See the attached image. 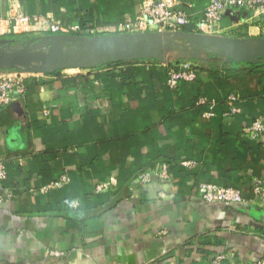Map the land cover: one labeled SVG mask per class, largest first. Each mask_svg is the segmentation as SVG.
Returning <instances> with one entry per match:
<instances>
[{
	"label": "crops",
	"instance_id": "0c3cea01",
	"mask_svg": "<svg viewBox=\"0 0 264 264\" xmlns=\"http://www.w3.org/2000/svg\"><path fill=\"white\" fill-rule=\"evenodd\" d=\"M10 1L63 24L111 26L133 20L142 0H0V14ZM207 3L170 4L196 25ZM216 33L264 36V10L226 9ZM214 60L198 62L196 79L173 87L163 66L145 59L28 72L25 94L0 105V264L264 258V191H253L258 181L264 187V130L243 131L253 120L264 124V66ZM201 96L216 99L214 116L202 115ZM233 103L239 112L222 116ZM162 163L169 179L132 183ZM61 173L63 184L46 188ZM203 181L235 187L245 200L206 202Z\"/></svg>",
	"mask_w": 264,
	"mask_h": 264
},
{
	"label": "built area",
	"instance_id": "2783aa9c",
	"mask_svg": "<svg viewBox=\"0 0 264 264\" xmlns=\"http://www.w3.org/2000/svg\"><path fill=\"white\" fill-rule=\"evenodd\" d=\"M171 0H142L140 11L137 16L127 22L114 24L111 26H97L93 24L80 25V22L63 24L53 20L49 16L29 15L23 12L16 2H9L5 15L0 14V36L29 35L38 36L48 33H70L81 35H101L124 32H140L149 30H176L191 22V16L181 9H172ZM239 8L244 10H254L257 8L264 10V0H208L201 16L197 19L196 28L204 33H216L217 25L222 13L226 9ZM198 62L184 61L178 68H169L166 82L169 86H174L178 79L194 80ZM27 73L15 74L10 71H0V105L10 102L12 99L21 97L27 90ZM238 96L231 93L228 100L235 101ZM198 103H206L208 107L203 111L204 117L215 115V98L201 96ZM239 112L237 105H232L222 113L224 117H230ZM264 130V124L260 119L253 120L244 129L247 136H258ZM7 170L5 162L0 158V180L6 177ZM157 178L160 181L169 179L168 164L162 163L152 168H148L139 173L132 180V183H146ZM66 180V174L61 173L55 180L50 182L46 188L58 187ZM45 189V188H42ZM41 189V190H42ZM261 182H256L253 191L261 194L264 190ZM198 192L202 200L206 202L222 203L228 205L234 202H243L239 189L232 186L220 185L212 182H200ZM47 254L59 255L61 252L47 249ZM228 256L233 257V252H220L213 256L211 264H222ZM228 264H236L234 260ZM256 264H264V258L256 261Z\"/></svg>",
	"mask_w": 264,
	"mask_h": 264
},
{
	"label": "water",
	"instance_id": "95a60500",
	"mask_svg": "<svg viewBox=\"0 0 264 264\" xmlns=\"http://www.w3.org/2000/svg\"><path fill=\"white\" fill-rule=\"evenodd\" d=\"M12 41V38L0 39V71L49 73L137 59L166 63L173 52L194 58L214 52L224 55L229 62L264 59V36L232 37L184 29L101 35L48 33Z\"/></svg>",
	"mask_w": 264,
	"mask_h": 264
},
{
	"label": "trees",
	"instance_id": "16d2710c",
	"mask_svg": "<svg viewBox=\"0 0 264 264\" xmlns=\"http://www.w3.org/2000/svg\"><path fill=\"white\" fill-rule=\"evenodd\" d=\"M85 22L84 21H80V25L81 26H84L85 24H84ZM181 29H184V30H186V31H198L197 30V28H196V26L194 25V24H192V23H188V24H186V25H184V26H182V28ZM28 36L29 35H19V36H12V35H10V36H8V38H12V40H14L15 42H18V41H20V40H23V38L24 39H29L28 38ZM1 37H3V38H5V37H7V36H0V38ZM222 58V59H224V64H244V63H246L248 66H249V68L250 69H256V70H258V69H260L261 67H263L264 66V59H261L259 62H229V61H227L226 59H225V56L224 55H221V54H217V53H214V52H212V53H203L202 54V57H197V58H194V57H192L191 55H187V56H184V55H182V54H180V55H177V52H173L172 54H170V57H169V60H168V62H166V63H162V62H159V61H156V60H154V59H145V60H148V61H150V62H152V63H154V64H156V65H162L163 66V72H164V74H165V81H166V79H167V77H168V74H167V72H168V70H169V68H178V66H179V64L181 63V62H184V61H193V62H199V63H201L200 61H202V63L203 62H205V63H210V62H213V61H215L214 59H216V58ZM140 60V59H139ZM132 61H136V60H123V61H115V62H108L107 64H114V63H120V62H132ZM199 63H198V66H197V68H196V77H197V72H198V70H199ZM60 69H58V70H56V71H59ZM8 71H10V72H12V73H15V74H19L20 72H18V71H16V70H14V69H10V70H8ZM196 77L194 78V80L196 79ZM180 80H184V79H178L177 81H176V83L178 82V81H180ZM194 80H191V81H189V80H184V81H187V82H193ZM167 83V82H166ZM175 83V84H176ZM168 85V84H167ZM169 86V85H168ZM171 87V86H170ZM173 87V86H172ZM199 98V97H198ZM198 100V99H197ZM216 100V99H215ZM197 102V101H196ZM201 104H204V106L205 107H203L204 108V110L203 111H205L207 108L206 107H208L207 106V104L206 103H201ZM215 105H216V103H215ZM233 105H234V103H233ZM236 105V104H235ZM214 111H215V106H214ZM224 112V111H223ZM222 112V113H223ZM215 114H216V111H215Z\"/></svg>",
	"mask_w": 264,
	"mask_h": 264
},
{
	"label": "flooded vegetation",
	"instance_id": "af4514ba",
	"mask_svg": "<svg viewBox=\"0 0 264 264\" xmlns=\"http://www.w3.org/2000/svg\"><path fill=\"white\" fill-rule=\"evenodd\" d=\"M31 38L32 36H28V38ZM5 38H8V36L7 37H5ZM0 39H3V37H1ZM23 40H24V38H23ZM21 41V40H20ZM12 43H16L14 40L12 41Z\"/></svg>",
	"mask_w": 264,
	"mask_h": 264
}]
</instances>
